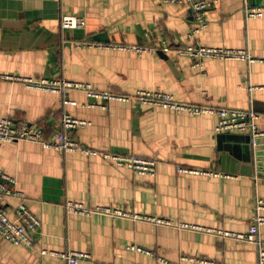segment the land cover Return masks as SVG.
Listing matches in <instances>:
<instances>
[{
    "label": "crops",
    "instance_id": "obj_1",
    "mask_svg": "<svg viewBox=\"0 0 264 264\" xmlns=\"http://www.w3.org/2000/svg\"><path fill=\"white\" fill-rule=\"evenodd\" d=\"M249 5L264 13V0ZM64 16L82 17L86 25L64 31ZM196 28L189 7L158 0H0V76L85 83L127 96L160 92L197 106L254 110L264 133V16L247 17L243 0H222L206 12L197 33ZM191 45L247 51L254 61L209 59L202 72L188 58L165 53ZM131 47L154 53L137 54ZM67 98L75 104L0 78V121L28 123L53 140L68 114L89 122L69 136L99 153L153 159L156 175L141 176L99 156L62 154L36 143H0V168L16 180L42 223L32 250L0 237V264H67L42 251L91 256L92 261L78 264H259L255 245L222 235L248 233L255 203L264 200V162L261 169L255 138L216 135L212 115L136 102L90 107L103 102L82 91ZM178 167L220 176L182 174ZM18 202L5 203L11 219ZM67 202L169 224L80 216L67 212ZM259 237L264 240V226Z\"/></svg>",
    "mask_w": 264,
    "mask_h": 264
},
{
    "label": "built area",
    "instance_id": "obj_2",
    "mask_svg": "<svg viewBox=\"0 0 264 264\" xmlns=\"http://www.w3.org/2000/svg\"><path fill=\"white\" fill-rule=\"evenodd\" d=\"M162 4L181 5L189 7L195 16L198 23V28L195 33L199 32L205 24L206 12L218 5L222 0H158ZM250 0H243L244 13L247 17L261 19L264 16L263 9L256 8L249 5ZM61 28L64 31H71L82 29L86 22L82 17L64 16L61 18ZM89 47L94 45L88 44ZM98 46V45H96ZM99 47V46H98ZM107 48V46H100ZM137 54L146 52L154 53L152 48L131 47L129 49ZM177 57L188 58L192 62V66L199 71L204 70L206 60L218 61H248L254 60L243 50H232L224 48H207L202 46H182L174 49H166L165 53L172 52ZM1 79L17 80L22 82L28 89L37 90L41 92H48L60 95L64 98L65 105H74L67 97L71 91H82L89 99L101 100L103 104L96 106L93 103L90 107H100L106 109L111 102H136L141 105L150 107H160L171 110L175 113H187L192 116L212 115L216 116L215 134L229 135V134H248L253 138L264 137V133L260 132L257 126V121L260 115L254 110H239L230 108L215 109L205 106H197L188 103L179 102L171 95L160 92H138L135 95H119L116 93L104 91H96L91 85L85 83H73L68 81L58 80H40L22 79L10 76H0ZM89 125V122L79 120L71 117L68 114L63 115L61 119V132H59L55 139H46L44 133L40 129L31 127L28 123L14 124L10 119H2L0 121V143H14V142H30L42 146L44 149H50L62 154L80 153L87 157H101L106 161L113 162L117 166H126L134 173L145 176L154 177L156 175V161L153 159H145L138 156L120 155L116 153H99L93 150L73 137L68 133L83 128ZM178 173L202 175L208 177H219L220 175L200 171L190 170L178 167ZM17 199L18 205L14 210V218L11 219L5 211V203L7 199ZM66 210L68 213H74L80 216H90L94 214H104L116 218H127L133 221H143L152 224H169L160 218L151 216H144L140 214L128 213L112 208L96 207L88 208L83 204L75 202H67ZM256 215L253 218L252 224L248 233L233 234L222 233L224 237L234 238L238 241L247 242L255 245L259 251V264H264V240L259 237V228L264 226V216L260 213L264 211V200H257L255 203ZM40 219L35 216L26 203L24 202V195L16 189V180L8 175L0 168V237L15 246L25 247L32 250L36 246L34 235L41 228ZM135 250V247H132ZM139 252H144L142 249H137ZM50 254L58 256L66 260L67 264H78L82 261H92L88 253L70 251L67 253H55L42 251V255ZM203 262V261H201ZM96 264V263H95Z\"/></svg>",
    "mask_w": 264,
    "mask_h": 264
},
{
    "label": "water",
    "instance_id": "obj_3",
    "mask_svg": "<svg viewBox=\"0 0 264 264\" xmlns=\"http://www.w3.org/2000/svg\"><path fill=\"white\" fill-rule=\"evenodd\" d=\"M255 147H256V151L257 154L259 156V162H260V168L262 169L261 166H263V162H264V137H259V138H255Z\"/></svg>",
    "mask_w": 264,
    "mask_h": 264
}]
</instances>
